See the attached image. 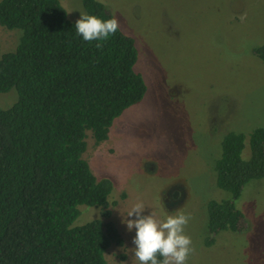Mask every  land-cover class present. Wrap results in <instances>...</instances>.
Returning <instances> with one entry per match:
<instances>
[{
	"label": "rangeland",
	"instance_id": "rangeland-1",
	"mask_svg": "<svg viewBox=\"0 0 264 264\" xmlns=\"http://www.w3.org/2000/svg\"><path fill=\"white\" fill-rule=\"evenodd\" d=\"M67 18L85 14L82 0H59ZM135 40V70L145 81L143 99L114 118L105 140L87 131L86 160L97 179L111 181L109 218L101 207L79 205L72 225L111 220L122 245L104 252L108 264H139L127 212L190 216L185 234L195 251L187 264H264V178L250 180L235 200L236 230L210 234L207 203L229 193L215 183L214 162L228 131L264 128V0H100ZM18 29L0 25V56L15 48ZM17 100L0 92V107ZM176 193V194H174ZM208 239H212L208 242Z\"/></svg>",
	"mask_w": 264,
	"mask_h": 264
},
{
	"label": "trees",
	"instance_id": "trees-1",
	"mask_svg": "<svg viewBox=\"0 0 264 264\" xmlns=\"http://www.w3.org/2000/svg\"><path fill=\"white\" fill-rule=\"evenodd\" d=\"M82 5L87 15L113 18L100 0ZM75 23L59 0H0V25L21 32L0 56V92L17 91L14 104L0 107V264H108L106 249L123 244L111 220L72 225L82 204L111 214V181L97 179L82 153L87 131L105 140L146 85L135 70L133 37L119 29L106 41L87 42ZM255 53L264 57V47ZM245 139L228 131L221 140L213 169L229 197L208 201L210 234L236 230L242 213L235 200L250 180L264 178V128L248 134L247 159Z\"/></svg>",
	"mask_w": 264,
	"mask_h": 264
},
{
	"label": "clouds",
	"instance_id": "clouds-1",
	"mask_svg": "<svg viewBox=\"0 0 264 264\" xmlns=\"http://www.w3.org/2000/svg\"><path fill=\"white\" fill-rule=\"evenodd\" d=\"M75 28L84 41L103 42L117 33L120 23L115 17L105 20L81 14ZM96 47H102V43H97ZM144 211V203H135L127 212V217L135 218L125 221L128 231L136 230L134 256L139 264H187L195 251L191 237L185 234L190 216L180 213L161 220L154 212L143 215Z\"/></svg>",
	"mask_w": 264,
	"mask_h": 264
},
{
	"label": "flooded vegetation",
	"instance_id": "flooded-vegetation-1",
	"mask_svg": "<svg viewBox=\"0 0 264 264\" xmlns=\"http://www.w3.org/2000/svg\"><path fill=\"white\" fill-rule=\"evenodd\" d=\"M174 194H176V193H174Z\"/></svg>",
	"mask_w": 264,
	"mask_h": 264
}]
</instances>
